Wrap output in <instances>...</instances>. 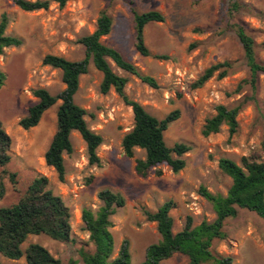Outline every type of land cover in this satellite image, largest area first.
Here are the masks:
<instances>
[{
  "label": "rangeland",
  "instance_id": "obj_1",
  "mask_svg": "<svg viewBox=\"0 0 264 264\" xmlns=\"http://www.w3.org/2000/svg\"><path fill=\"white\" fill-rule=\"evenodd\" d=\"M229 1L70 0L60 7L51 0L47 10L25 11L14 0H0V16L5 12L10 19L7 34L22 40L20 46L8 47L0 55V69L6 75L0 89V119L12 138L11 161L0 167V184L5 189L0 207L17 203L33 179L43 175L49 179V188L63 198L72 212V242H60L45 234L30 235L23 249L39 243L62 264L71 258L84 264L80 249L93 251L94 246L89 241L82 211L97 210L102 205L98 193L108 188L126 198L125 206L118 208L111 218L114 256L128 240L132 264H141L147 248L161 240L157 223L149 221L145 211L155 212L163 203L173 200L174 232L184 228L188 217L193 218L195 226L203 220L213 221L216 212L200 194V188L227 194L232 178L221 170L220 160L230 158L241 165L242 158L247 156L264 162V73L254 90L247 82L250 72L242 44L236 32L228 28ZM241 1L251 11H243L238 17L255 40L258 60L264 63V0ZM131 7L139 12L157 10L165 16L163 22L150 23L145 28L149 56L141 55L135 47ZM103 11L113 19L112 31L102 38L103 43L118 49L142 74L153 76L159 84L153 88L113 63L114 71L128 79L127 95L160 119L175 109L180 111L179 118L165 132L170 147L180 142L192 147L183 155L185 168L177 173L162 164L155 168L162 170L161 175L154 170L147 177L137 174L136 159L144 158L145 151L136 148L134 156L128 157L122 146L125 134L134 125L132 107L114 88L108 93L101 91L103 74L93 63L81 76L74 100L87 111L89 128L103 137L97 151L100 165L89 162L86 142L77 131L71 134L73 152L64 155V181L46 163L44 155L57 130L61 101L44 113L37 126L25 130L19 124L38 100L35 89L46 88L53 95L65 89L62 71L44 65L43 58L55 54L70 60L83 59L85 47L78 40L96 29ZM224 61L233 63L226 77L220 79L215 75L204 86L193 88L206 68ZM218 105L241 106L237 134L230 136L229 127L223 125L218 133L203 136L202 128L216 114ZM224 231L226 239L213 243L215 253L232 256L233 264H264V218L239 209L237 216L226 220ZM0 261L27 264L25 257L11 260L0 255ZM188 262L186 256L176 253L161 264Z\"/></svg>",
  "mask_w": 264,
  "mask_h": 264
},
{
  "label": "trees",
  "instance_id": "obj_2",
  "mask_svg": "<svg viewBox=\"0 0 264 264\" xmlns=\"http://www.w3.org/2000/svg\"><path fill=\"white\" fill-rule=\"evenodd\" d=\"M54 1L60 7H64L70 0ZM14 2L25 11L47 10L51 5V0ZM226 11L228 28L236 32L244 50L250 72L247 82L255 90L260 74L264 73V63L258 60L255 40L238 17L243 11H251V7L241 0H230ZM131 13L135 28V47L141 55L149 56L145 28L150 23L163 22L165 16L157 10L139 12L135 7H131ZM9 22L8 14L2 13L0 55L4 54L6 48L22 44L19 37L7 34ZM112 28V17L103 11L98 18L96 29L78 40L85 47L83 59L70 60L64 56L47 54L43 58V64L62 71L65 89L57 95L51 94L46 88L35 89L33 93L38 100L19 121L25 130L35 127L40 123L44 113L61 101L57 109V130L44 155L46 163L56 170L60 181H64L66 174L64 155L73 152L71 140L73 131L79 132L86 142L89 162L101 164L97 151L103 143V137L89 128L85 118L87 111L74 100L80 87V78L88 72L91 63L103 74L101 91L108 93L114 88L125 104L132 107L134 125L125 134L122 146L128 157L134 156L136 148L145 151L144 158L136 159L135 170L139 176L147 177L153 170L161 175L162 170L155 168L162 164L169 165L175 173L181 171L186 166L183 155L192 149L191 145L182 142L170 147L165 140V132L169 125L180 116L178 109L160 119L127 95L125 88L128 79L114 71L113 63L118 68L136 75L153 88L159 87V84L153 76L142 74L118 49L103 43L102 38L108 35ZM232 67L233 63L230 61L211 65L193 83V88L204 86L215 75L220 79L226 77ZM5 79L6 75L0 69V89ZM240 108V105L234 107L218 105L216 114L208 118L202 128L203 136L218 133L223 125L229 127L230 136L237 134ZM11 147L12 138L0 119V167L10 163ZM219 166L232 178V185L227 194L213 193L204 186L200 188V194L212 203L216 218L213 221L203 220L195 226L193 218L188 217L184 228L174 232V220L171 216V210L175 207L173 200L166 201L155 212L145 211L147 219L157 223L161 240L147 248L146 258L141 264H161L176 253L186 256L188 264H233L232 256L220 255L213 251V243L217 239H226L227 234L224 231L226 220L237 216L239 209H247L264 218V162L258 161L255 157L245 156L240 165L230 158H222ZM91 180L92 177L89 181ZM4 192V185L1 183L0 199ZM98 198L102 205L97 210L84 208L82 211L85 228L90 234L89 241L94 246L93 251L80 249L84 264H132L128 240L122 243L117 256H114L115 239L111 231L113 227L111 218L118 208L125 206L126 198L120 192L108 188L100 190ZM71 221L70 207L61 196L49 188V179L46 176H38L29 184L17 203L0 207V255L11 260L25 257L27 264H62L59 258L39 243H31L26 249H23L22 245L30 235L40 234L60 242H72L74 238ZM0 264L3 263L0 261ZM67 264H79V261L71 258Z\"/></svg>",
  "mask_w": 264,
  "mask_h": 264
}]
</instances>
